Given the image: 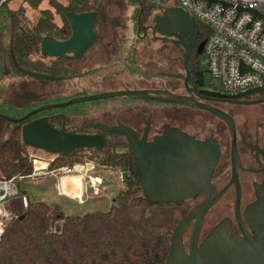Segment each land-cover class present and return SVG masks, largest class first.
Here are the masks:
<instances>
[{"label":"flooded vegetation","instance_id":"1","mask_svg":"<svg viewBox=\"0 0 264 264\" xmlns=\"http://www.w3.org/2000/svg\"><path fill=\"white\" fill-rule=\"evenodd\" d=\"M128 2L133 6L129 31L124 25L96 29L99 20L96 16L94 40L78 56L69 53L54 59L63 64V73L56 75L70 77L62 82H76L63 87L64 95L57 102L99 93L123 92V95L49 109L38 117L46 116L51 123L64 125L69 132L100 135L105 139L106 146L125 150L132 159L134 143L125 134L107 132L95 126L127 128L133 133L135 141L142 145L152 143L171 130L184 132L199 141L215 142L219 154L210 184L211 191L218 197L202 219L197 243L221 222L231 235L250 234L246 210L256 200V190L264 181V91L247 93L235 99L197 96L200 89L222 92L207 87L204 78L199 86H195L192 74L188 85L193 90L194 98L228 116L233 125L232 133L225 119L207 109L125 95L136 91L143 94L152 92L159 97L165 96L162 91L188 94L184 86L186 74L180 45L174 37L157 33L148 19L132 18L138 0H135L136 4L134 1ZM70 35L69 25V34L63 40ZM196 43L197 39L193 42L188 60V68L193 73L198 63L194 59ZM203 199L204 194L200 193L184 201L164 204L180 208L186 201H194L192 206L185 209L181 220ZM178 221L170 227L171 235ZM206 222H209L208 226H205ZM193 224L194 220L190 221L182 233L185 251Z\"/></svg>","mask_w":264,"mask_h":264},{"label":"trees","instance_id":"2","mask_svg":"<svg viewBox=\"0 0 264 264\" xmlns=\"http://www.w3.org/2000/svg\"><path fill=\"white\" fill-rule=\"evenodd\" d=\"M44 3L48 7L42 8ZM176 5L177 0H138L131 16L150 20L154 11ZM99 8L100 0H0L1 177L32 173L31 147L23 143L21 127L47 113L49 109L30 112L50 101L47 96L38 97L23 90L22 84L15 86L10 82L4 90L3 80L8 72L22 76L20 83L33 79L20 72L14 62L22 69L50 74L49 69L57 62L45 64L40 51L42 38L65 39L69 34L67 12L99 11ZM55 14L60 24L55 21ZM195 28L198 45L204 32L199 33L197 23ZM198 55L195 51V60ZM194 67L192 81L199 86L204 75L198 63ZM4 116L24 119L13 122ZM120 151L106 146L52 156L54 160L49 161L48 169L80 162L86 156L95 167L121 172L124 178L112 202L101 210L66 213L59 206L27 198L22 213L2 227L0 264H164L171 238V205L152 203L142 196L133 159L125 150Z\"/></svg>","mask_w":264,"mask_h":264},{"label":"water","instance_id":"3","mask_svg":"<svg viewBox=\"0 0 264 264\" xmlns=\"http://www.w3.org/2000/svg\"><path fill=\"white\" fill-rule=\"evenodd\" d=\"M4 1V0H2ZM255 15L256 12L252 11ZM97 12H67L65 17L71 28L67 40H56L44 36L41 40L40 51L44 57L57 58L64 54L78 56L95 38L93 27ZM264 20V17H262ZM151 22L157 33L174 37L183 52V68L185 71L184 86L187 95L172 94L162 91L164 97L154 96L152 92H127L125 95L137 96L147 100H157L168 103L193 105L216 113L227 121L231 133L233 125L228 116L212 106L197 101L193 90L188 85L193 70L188 68V60L196 40L195 21L178 6L166 7L156 12ZM202 42L197 45L196 53L200 54ZM27 77L62 81L70 78L64 75L39 73L18 67ZM248 69L240 62V72ZM264 91V76L259 86L237 94H225L200 89L197 96L211 95L235 99L247 93ZM123 92L99 93L89 96L72 98L66 101L44 104L36 107L30 113L35 114L48 109L62 108L81 101L103 99L123 95ZM252 103V102H251ZM4 118L18 122L24 118ZM107 132L125 134L133 143V163L141 185L142 196L152 203H175L190 199L203 193L204 199L192 208L188 214L178 221L172 229L169 251L164 264H264V181L256 190V200L246 210V220L251 233L242 236L231 235L223 222L217 224L208 235L197 243L202 219L212 203L218 197L211 191V174L218 160V147L213 141H199L188 134L171 130L152 143L139 144L133 133L127 128L103 127ZM21 139L31 148L46 151L53 156L68 154L78 149L100 150L106 147L105 139L100 135H84L69 132L64 125L57 126L46 116L25 122L21 127ZM234 150V149H233ZM54 160L52 157L51 161ZM57 208V206H56ZM194 220L187 251L182 242V233L190 221Z\"/></svg>","mask_w":264,"mask_h":264},{"label":"built area","instance_id":"4","mask_svg":"<svg viewBox=\"0 0 264 264\" xmlns=\"http://www.w3.org/2000/svg\"><path fill=\"white\" fill-rule=\"evenodd\" d=\"M182 8L204 32L200 52L202 64L210 79L219 83L221 92L237 94L261 85L264 76V0H178ZM252 11L257 14H253ZM206 32V33H205ZM199 42V43H200ZM246 68L240 72L239 65ZM37 159L33 157L32 162ZM94 163L84 158L80 162L62 165L55 169L35 168L28 175L3 178L0 175V232L13 217L10 201L18 195L17 180L33 179L49 175L57 179L77 174L85 180L84 188L90 185L98 190L90 172ZM128 175V174H127ZM119 180L124 175L119 173ZM21 206L26 208L25 196L19 197Z\"/></svg>","mask_w":264,"mask_h":264},{"label":"rangeland","instance_id":"5","mask_svg":"<svg viewBox=\"0 0 264 264\" xmlns=\"http://www.w3.org/2000/svg\"><path fill=\"white\" fill-rule=\"evenodd\" d=\"M132 2L131 0H100V8L99 11L97 12V19L98 23L96 25V29H99L104 26H125L127 27L128 31L132 26V19L130 17V12L131 4L129 2ZM179 1L177 0V5ZM48 7L45 3L42 5V8ZM155 12V11H154ZM152 13L154 15L155 13ZM55 21L60 24V18L55 14L54 15ZM152 18V16H151ZM151 18L149 20V23H151ZM107 19L109 22L107 23ZM105 20V21H104ZM43 59L45 60V64H53L52 60L55 58H50V57H44L42 56ZM198 60V67L200 70L203 72V77L205 80V84L207 87L211 89H217L221 90L219 83L217 81H214L213 83H209L210 79L205 71V67L202 64L201 56H197ZM57 65L55 67H52L49 69L50 74H54L56 72L63 73V64L61 61H56ZM50 66V65H49ZM58 70V71H57ZM47 71V70H46ZM52 72V73H51ZM49 73V72H48ZM34 79V78H33ZM29 79L28 81H23L20 83L21 80H23V77L14 74L13 72H8L7 76L3 80V88L4 90L8 89V85L13 83L15 86H20L27 92L31 93L34 96L38 97H48L50 99L49 103L47 104H52V103H57L58 100L64 95L63 87L65 85H74L76 82L72 81L70 83L68 82H62V81H53V80H43L38 81V80H33ZM44 105V104H43ZM41 106V105H40ZM155 106V105H151ZM161 106V105H158ZM63 108V107H62ZM116 151L121 152L119 148H115ZM32 155V157L39 158L42 160H47V159H52V154L47 153L46 151L40 150V149H35L31 148L29 151ZM84 158H87L86 156H83L81 160ZM50 159V160H51ZM88 159V158H87ZM33 164V162H32ZM43 162L36 160L34 165L36 167H41ZM119 173L113 169L109 168H104V167H95L93 172H90L92 176H97L101 178V181L105 187L104 192L98 188V190H93L90 185H87V190L86 194L90 193L91 196H96L92 199H87L83 198L81 204H77L80 201V192L75 191V192H68L66 193L69 197L68 199L64 197H59L56 195V187L54 184V179L49 180V179H44V177H39L36 180L30 179V178H25L23 180H17L16 181V187L18 188L19 195H16L14 198L21 196V192H25L30 198L33 200H42L46 201L52 205L56 206V203L61 205V208L64 212L66 213H76V214H81L84 213L85 211H90V210H101L105 209L108 207V205L111 203V198H114L115 194L117 193L118 188L120 187V180H119ZM93 179L94 184H98V180L95 179L94 177H91ZM65 177L62 179L64 180ZM60 186V184H59ZM55 187V188H54ZM103 190V186H102ZM92 192V193H91ZM101 192V194H100ZM78 193V194H75ZM76 196V197H74ZM98 196V197H97ZM13 205H9L10 209L16 213L19 214L24 210L21 206L20 200H14L12 202ZM194 204V201H186L180 208H174L173 206L170 208L171 210V227L175 225V223L185 214V209L189 208ZM209 222L205 224V226H208ZM204 232V231H203ZM186 239V236L184 237V240ZM62 264V263H60Z\"/></svg>","mask_w":264,"mask_h":264},{"label":"crops","instance_id":"6","mask_svg":"<svg viewBox=\"0 0 264 264\" xmlns=\"http://www.w3.org/2000/svg\"><path fill=\"white\" fill-rule=\"evenodd\" d=\"M51 159V158H50ZM50 159H47V160H42V159H39V158H37V159H35V160H39V161H42L44 164H45V166L44 167H42V168H48V164H49V161H51ZM34 160V161H35ZM33 167H34V163H33ZM94 171V168L91 170V172H93ZM69 177H76V178H78L79 180H80V184H81V192L79 193L80 194V201L77 203V204H81L82 203V199L85 197V198H87V199H92V198H94V197H96V196H91V194L90 193H88V194H86V189L84 188V184H85V180H84V178H82L81 176H78L77 174H74V175H68ZM39 177H44V179H49V180H52V179H54V184H55V187H56V189H55V191H56V195L57 196H59V197H64V198H66V199H68L69 197H71V196H68L66 193H68V192H63V190H62V182H64L65 180H62L64 177H67V176H64V177H62L61 179H57V178H55V177H51V176H49V175H45V176H38V177H35V178H33V180L35 179H37V178H39ZM93 177H96V178H98L99 180H100V184H99V186H98V188L101 190V192L103 191L104 192V189H105V187H104V185H103V183H102V181H101V178L100 177H97V176H93ZM59 184H60V186H59ZM65 186V185H64ZM102 186H103V190H102ZM54 187V188H55ZM73 192H75V191H73ZM101 192H100V194H101ZM92 193V192H91ZM75 194H78V193H75ZM18 195H19V193H18ZM20 195L22 196H25V198L27 199H31V200H33L32 198H30L27 194H25V192H21L20 193ZM20 197V196H19ZM19 197H16V198H13L11 201H10V203H9V205L11 204V205H13L12 204V202L14 201V200H17V199H19ZM74 197H76V196H74ZM98 197V196H97ZM114 197V196H113ZM69 200V199H68ZM111 200V202H112V200H113V198H111L110 199ZM56 206H59L60 208H61V205H59L58 203H56ZM22 212H20L19 214H21ZM19 214H17V216L19 215Z\"/></svg>","mask_w":264,"mask_h":264},{"label":"bare ground","instance_id":"7","mask_svg":"<svg viewBox=\"0 0 264 264\" xmlns=\"http://www.w3.org/2000/svg\"><path fill=\"white\" fill-rule=\"evenodd\" d=\"M35 161H34V163H35ZM42 165L43 166H41V167H36L35 165L34 166H35V168H42V167L45 166L44 163ZM94 178L97 179L96 177H94ZM64 180L65 181L62 182V190H63V192H73V191L81 190V184H80V180L78 178L67 176V177H65Z\"/></svg>","mask_w":264,"mask_h":264}]
</instances>
